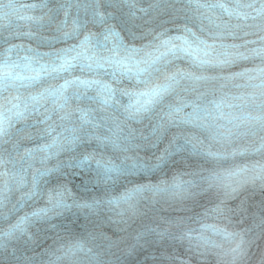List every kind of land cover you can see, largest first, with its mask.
Returning <instances> with one entry per match:
<instances>
[{
    "label": "clouds",
    "instance_id": "1",
    "mask_svg": "<svg viewBox=\"0 0 264 264\" xmlns=\"http://www.w3.org/2000/svg\"><path fill=\"white\" fill-rule=\"evenodd\" d=\"M167 2L173 6L161 9L159 13L167 15L168 19L162 20L158 26L188 23L200 36L219 41L215 50L241 52L239 49L243 45H229L223 41L248 36H256V39L244 40V45H259L253 49L264 47V17H257L251 9L242 7L251 3L258 8L264 0H222L229 7L240 5L242 11L250 13L246 20L232 17L231 24L239 27H232L231 34L224 31L222 35H216L219 30L204 19L213 15L218 19L227 18L223 10L215 6L217 0H203L206 6L198 13L186 7L188 0ZM2 7L9 8L8 4ZM251 50L250 55H254ZM180 61H186L188 67L181 68ZM228 65L201 68L187 57L177 56L171 63H162L151 69L149 79L165 82L168 73L178 69L207 72L209 69L223 70ZM236 73L244 75H209L211 78L199 88H195L191 80L177 76L178 83L158 111H166L169 103L191 100L202 106L203 116L204 106L211 107L215 95L235 77H245L249 81L235 87L252 90L245 96L235 97L246 103L235 106L242 111L237 115L238 119L228 120L230 127L218 123L212 116H205L203 121L195 124L177 119L172 127L181 129L174 134L178 142L184 136L196 137L209 150L211 147L205 146L201 135L210 143L219 144L221 149L240 140L246 141L247 147L264 143V67ZM57 83L53 77L35 82L12 78L0 80V112L5 117L12 116L14 106L30 104V97L55 87ZM188 108L192 111L190 106ZM52 109L50 102L42 104L38 111L26 113L29 117L26 123L13 117L9 134L4 138L7 142L0 143V157L8 161L0 166V232L21 217H30L34 209L50 206L47 194L58 187L66 191L67 207L56 209L46 219L33 218L26 225L27 230L8 240L6 246L0 241V264H176L177 260L179 264H245L248 243L245 235L252 230L264 234V192L259 194V200H253L252 194L245 192V186L252 184L264 189V177L250 181L243 175L238 176L235 183L239 186L230 189L210 185L209 177L221 173L219 159H216L215 168L200 166L199 170L183 171L185 157L182 153L187 151L174 155L179 159L173 157L153 167L159 155L152 152L155 148L152 144L141 139V136H147L143 130L135 133L136 139H124L131 127L128 122L121 123L123 132L118 133L119 138L114 137L115 145L85 139L61 153V170L41 178L39 190L29 199L26 193L32 187L33 176L39 175L42 166L39 161L30 162L23 158V147L19 153L10 152L11 142L16 138L14 130L32 128L33 140L43 142L46 137L35 134L36 129L44 127L37 120L39 113L51 112L52 119L58 125L62 124ZM115 115L123 120L119 112ZM242 120L246 122L242 123ZM99 133L111 135L107 128L99 129ZM141 152L145 154L141 155ZM148 152L152 154L148 155ZM84 155L93 156L88 168L77 166V160ZM198 155L205 157L206 161L212 158ZM97 160L115 166L117 171L106 178L97 166ZM15 173L24 175L26 182L23 185L17 184ZM82 173L87 174V179L78 181L76 177H81ZM86 204L92 207H83ZM217 207L222 211H215ZM225 232L233 233V236L226 237ZM178 248H184L187 259L179 258Z\"/></svg>",
    "mask_w": 264,
    "mask_h": 264
},
{
    "label": "snow or ice",
    "instance_id": "2",
    "mask_svg": "<svg viewBox=\"0 0 264 264\" xmlns=\"http://www.w3.org/2000/svg\"><path fill=\"white\" fill-rule=\"evenodd\" d=\"M144 0H40L39 3L21 5L26 9H41L43 14L38 16L20 17L35 27V31L29 29L27 32L15 33L14 35L26 37L35 42V47L24 44H12L4 38L0 46L7 45L0 52V80L12 78L20 81H40L53 77L58 82L55 87H49L39 95L30 97L31 103L16 105L12 116L5 117L0 112V143L7 142L5 137L9 134V127L13 117L22 122H27L29 111H38L39 107L50 102L52 111L56 113L57 119L62 122L58 125L52 119L51 112L39 113L37 120L44 125L36 129L35 134L45 136L43 142L33 140L34 130L29 127L18 128L16 138L11 142L10 152L19 153L23 147V158L27 161H39L41 169L39 175L33 176L32 187L26 193L31 199L39 190L41 178L58 173L62 167L60 155L84 142L85 139L95 140L98 143L116 144L114 137L123 132L121 123L135 121L142 122L145 119L151 122V127L146 137L141 136L146 143L154 147L167 138L169 129L175 125L177 119L186 124H195L203 121L205 116L213 119H238L231 113L226 114L224 108H234L227 98L215 99L210 102L211 107L204 106V115H201V105L184 100L177 103H169L167 110H159L163 102L171 95L174 86L178 83L177 76L191 80L195 88L202 86L203 82L211 77L204 72L187 71L178 69L169 72L165 82H152L149 79L150 70L162 63H171L177 56L187 57L194 65L204 67L205 65L224 66L235 63L238 60L247 59L242 52L229 51L225 49L215 56L216 41L203 39L188 23L174 25L177 29L176 35H170L166 28L161 31L148 29L147 32L137 35L133 31L137 19H143L150 14H159L162 8L172 7L167 0H148L147 7L142 6ZM203 0H188L186 7L194 12L205 7ZM223 10L226 19H218L213 16L205 17L208 24L214 25L219 31L216 35H222L224 31L231 34V18H243L246 20L250 13L241 10V6L229 7L222 0H217L215 5ZM9 8L14 5L8 4ZM243 8L251 9L257 17H264V4L254 7L251 3H245ZM74 12V14H73ZM61 14L63 18H61ZM8 14L5 13V16ZM151 18H155L152 16ZM203 24V20L201 21ZM92 27L97 30L93 31ZM127 31L128 40L121 33ZM48 33V35H45ZM151 35L152 40L147 44L137 47L134 43L137 39ZM68 43L65 47H56L58 43ZM47 47L48 51H41ZM23 51L24 55L20 52ZM252 54L264 57V47L252 49ZM15 55L16 59H13ZM108 70H111L110 73ZM79 75H76V72ZM111 75L112 81L104 79L105 75ZM242 76L244 73H234ZM122 79L134 81L132 88H120ZM143 85V87H140ZM93 94L90 95L89 93ZM128 97V103H122L120 97ZM238 99V98H233ZM191 112H186L187 107ZM119 112L121 121L115 114ZM246 122V121H241ZM107 128L111 135H101L99 129ZM136 130L129 127L126 140L136 139ZM223 135V133L221 134ZM32 146H27L26 142ZM191 151L195 154H205L214 159L225 158V153L213 152L204 147L202 141L196 137H182L178 142L176 135L168 140L158 156V167L176 153ZM247 152L261 154L262 160L237 166L223 173H213L209 177V183L222 185L226 189L239 186L235 178L245 176L247 180L254 181L264 177V143L239 150L233 149L231 156L243 155ZM93 156L84 155L77 160V166L88 168ZM3 157H0V166L4 165ZM96 164L103 170L107 178L111 173L117 171L115 166L97 160ZM51 165V166H49ZM18 185H23L26 180L24 175L15 173ZM179 188L180 184L177 183ZM50 206L34 209L31 216L21 217L16 223H9L7 228L0 232V241L5 246L8 240L16 238L18 234L24 233L26 225L32 219H46L56 209L67 207V194L62 187L50 190L47 194ZM118 203V202H117ZM92 207V205H83ZM215 211H222L219 207ZM215 230V229H214ZM226 237H232L233 233L225 232Z\"/></svg>",
    "mask_w": 264,
    "mask_h": 264
}]
</instances>
